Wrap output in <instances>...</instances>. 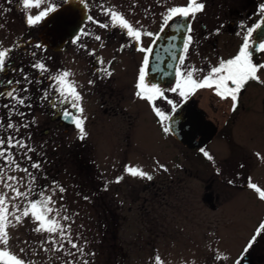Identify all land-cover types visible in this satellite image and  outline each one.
Returning <instances> with one entry per match:
<instances>
[{
  "label": "rangeland",
  "instance_id": "obj_1",
  "mask_svg": "<svg viewBox=\"0 0 264 264\" xmlns=\"http://www.w3.org/2000/svg\"><path fill=\"white\" fill-rule=\"evenodd\" d=\"M66 1L43 0L39 8L25 9L22 0H12L10 4L0 0V24L4 25L0 28V50L13 47L26 34L41 30L43 20L30 26L28 15L39 14L49 4L58 8ZM93 1L94 8L103 5L147 15L188 3V0ZM197 15H204L206 22H210L207 13ZM221 24L227 32L217 36V57L228 53L223 35L235 36L233 28L226 22ZM184 67L187 70L194 65L185 60ZM256 87L250 88L237 112L228 113L227 118L217 115L218 135L198 151L185 148L170 134L161 139L151 125L140 124L138 128V122L133 129L134 134L137 131V139L128 147L118 134L122 123L116 119L102 122L92 102L90 110L99 118L89 123L87 161L59 160L51 167L47 160H39L31 152L32 161L41 164L36 170L31 169V161L24 157L25 149H11L21 168L28 167L36 177L32 180L23 171L6 170L8 175L19 179L15 186L22 192L28 191L26 185L35 190L28 200L39 199L38 191L43 196H52L60 215L71 218L60 223L70 224L72 238L83 252L73 249L67 241L60 251L53 250L52 237L34 232L36 225L31 217L7 229L9 244L0 245V249L6 247L25 264H82L84 260L89 264H154L156 256L163 264H235L238 258L242 264L248 255L250 264H264V230L245 252L264 224V200L248 187L254 183L264 191V88ZM199 93L203 98L200 106L210 113L207 104L211 92L200 90L195 95ZM192 95L194 90L184 98ZM221 108L229 111L228 106ZM127 167L141 169L153 179L133 177L125 171ZM120 177L123 179L117 183ZM60 187L64 189L62 193ZM4 192L12 196L0 183V194ZM8 203L11 212V205L19 204L22 209L27 201L16 199Z\"/></svg>",
  "mask_w": 264,
  "mask_h": 264
},
{
  "label": "flooded vegetation",
  "instance_id": "obj_2",
  "mask_svg": "<svg viewBox=\"0 0 264 264\" xmlns=\"http://www.w3.org/2000/svg\"><path fill=\"white\" fill-rule=\"evenodd\" d=\"M198 2L204 4V10L199 13H207L210 22H206V17L197 15L198 13L193 20L188 18V23L191 24L192 28L191 33H188V35H191L193 40L188 51L186 53L183 51L182 55L188 61V64L194 65V69L203 70L195 72L194 78L200 80L208 74L212 67L219 66L221 59H231L238 53L249 28L255 29L256 24L264 25V17L261 16L260 7L264 5V0H198ZM93 3V0L88 2L86 18L76 33L59 49L48 45L41 39L43 29V24H41L42 28L37 34H26L24 38L17 42V45L8 47L13 48L10 54L11 62L8 63L7 70L0 73V90L27 88V92L21 91L17 94L26 97L25 105L18 106V109L14 112H10L3 106L5 103L14 102L0 98V122L11 119L17 126L28 125L26 128L20 127L19 133L14 130L0 128V137L12 134L16 135L17 139H23L26 144L32 146L35 150L33 152L34 156L39 160H47L51 167L55 166V162H59V160L87 161V145L91 134L89 123L98 119L99 116L102 122L116 119L122 123L118 134L128 147H131L132 142L137 139V131H135V134L133 133L136 122H138V128L140 124L151 125L159 132L161 139H165L170 134L169 131H164L166 127L168 128L170 118L185 103L194 106L188 109L189 112L196 111V107L204 111L207 121L210 124L212 123L219 133L220 123L217 115L229 117L228 113L237 112L242 108L251 87L264 88L262 83L249 81L239 94L235 110L232 108L230 98L222 99L211 88L194 89V95L185 99L179 95V90L177 92L170 91L171 88L176 87L177 76L172 84L153 83L155 81L149 78L151 54L146 69L145 83L149 85L157 84L166 99L157 97L153 102L141 99L135 95L137 91L135 85L138 81L139 69L142 66L145 53L138 51V48L148 47L149 45L154 47L157 40L153 43L155 37L142 35L141 41L137 42L128 37L126 30L118 26L113 27L110 17L104 15L102 8L92 7ZM114 10L119 11L134 28H139L142 32L150 31L159 34V38L164 32H160V27L163 20L162 14H165L166 10L160 11V14L150 12L148 15L137 10H122L120 8ZM89 15L94 20L106 23L109 26L100 28L97 23L87 19ZM199 16L203 18H199ZM223 22H226L229 28H233L235 36L223 35L226 38L225 45L229 48L228 53L220 54V57H217V52L219 53L217 36L227 32V29L221 24ZM85 32L87 35H83ZM97 35L101 37L100 40L94 38ZM78 36L80 39L77 41ZM233 41L236 42L234 47ZM249 43L254 48H258L259 43H264L261 29L253 31ZM37 44L42 47L38 48ZM122 45L125 47L122 48ZM89 51L94 52L95 55H89ZM185 60L183 64L179 62L178 65L181 73L186 72ZM253 60L254 62L264 63V53H254ZM37 62L44 63L49 71L41 74L40 70L33 67ZM14 68H23L24 73L27 74L32 83L23 82L20 85L15 83L8 85L7 80H22V74L19 71L14 72ZM105 69H107V72L104 71ZM63 71L71 73L69 79L75 82L76 90L82 97L80 104L84 109L83 117L86 118L84 128L87 133L84 139L79 138V131L74 124L70 120H65L62 116L65 108L79 115L75 109H71V106L67 104L61 105L59 103L60 98L55 93H53L52 98L56 100V108H53L47 99H42L44 91L49 90L50 85H54V81H51L48 77ZM109 72L111 75H108ZM262 79H264V76H262ZM200 90L211 92L207 104L210 113L200 106L203 99L202 95L200 93L197 96L195 95ZM248 99L247 101H249ZM168 100L176 105L175 110H173L172 104H168ZM90 102L96 105L95 111L99 116L94 117L90 110ZM223 105L228 106L230 112L225 108H221ZM155 108H159L163 116H158ZM21 112L23 116L20 115ZM206 134L204 130H201L199 134L197 133L196 143L205 142ZM259 257L261 258V256ZM248 262L247 264L252 263L249 255Z\"/></svg>",
  "mask_w": 264,
  "mask_h": 264
},
{
  "label": "snow or ice",
  "instance_id": "obj_3",
  "mask_svg": "<svg viewBox=\"0 0 264 264\" xmlns=\"http://www.w3.org/2000/svg\"><path fill=\"white\" fill-rule=\"evenodd\" d=\"M43 0H22V6L25 9H29L32 7L39 8ZM82 4H84L85 8L88 6L87 0H80ZM7 3H12V0H7ZM261 16L264 17V5H261ZM104 15L109 16L112 21L113 27H119L121 29L126 30V35L137 42L141 41L142 35L147 37H155L153 43L159 39V34L145 31L142 32L139 28H134L132 24L119 12L112 8H104L101 6ZM204 10V4L202 2H198V0H188L186 6H176L170 7L167 10L166 14H162L163 20L160 27V32L165 30V27L169 26L170 22L174 20V18L180 17L183 19H195L196 14L202 12ZM56 12L55 4H49V6L44 10L40 11L37 15H28L27 16V24L32 26L40 21L44 20L49 16L50 13ZM2 14V13H0ZM87 19L93 23H97L100 28H107L109 25L106 23H100L93 19L92 16H88ZM4 25L0 24V28H3ZM256 29H261V34L264 36V28H262L261 24H256L255 29L249 28L247 30V34L244 37V42L241 45L238 53L231 59L219 61V66L212 67L207 75H205L202 79L196 80L194 79V72L203 71L202 69L197 70L194 68H189L185 73H181L179 69L176 70L175 75L177 76L176 87L171 88L170 91L177 92L179 90V95L181 97H185L189 91L194 89H203V88H211L214 89L215 94L222 99L230 98L232 101V108L235 110L237 106V101L240 92L244 89L245 85L249 81H256L258 83L264 84V63L254 62L253 55L254 53H264V43H259L258 48L252 47L249 43L250 39H252V33ZM188 33H191L192 28L191 24L187 26ZM83 35H87V33H83ZM96 40H100L101 37L99 35L94 37ZM80 37L78 36L76 40L78 41ZM192 36L187 35V37L183 40V51L186 53L189 49V46L192 43ZM38 48L42 47L41 45H36ZM83 47V45H82ZM125 47L122 45V48ZM13 48H4L0 50V73H3L7 70L8 63L11 62V53ZM138 51L145 53L142 61V66L139 69L138 81L135 85L137 91L135 95L141 99H145L149 102H153L157 97H164V93L161 88L157 84H147L145 83L146 77V69L149 65V56L153 53L152 45L148 47H139ZM89 55H95L94 52L89 51ZM185 57L181 55L179 57L180 64H183ZM101 63H103L101 61ZM34 68L40 70L41 74L48 72L49 70L46 68L44 63L37 62L33 65ZM14 72L19 71L22 74V80L18 79L16 81L7 80L8 85H13L14 83L20 85L23 82L32 83L29 80L27 74L24 73L23 68L13 69ZM104 71L107 72V69ZM159 71V69H156ZM108 75H111L109 72ZM71 73L69 71L60 72L57 75H50L48 78L51 81H54V85L49 86V90L44 91L42 99H47L49 104L56 108V100L53 97V93L58 94L59 103L61 105H70L71 109H75L76 113H73L68 108H65L62 116L65 120H70L71 123L74 124L76 129L79 131V138L84 139L87 135L84 123L85 117H83V107L80 104L82 97L80 93L76 90L75 82L71 81L69 77ZM183 76V78H181ZM91 83V81H90ZM187 90V91H186ZM27 92V88L18 89L11 88L10 90L4 91L0 90V98H4L10 100L14 103H5L4 108L8 109L10 112H14L18 109V106H24L26 102V97L17 95L19 92ZM166 99V97H164ZM168 104L173 105V110H175L176 105L173 104L171 100L167 101ZM156 114L158 116H163V113L159 108H155ZM23 116V113H20ZM20 127H28V125L17 126L9 119L6 122H0V128H5L7 130H14L16 133H19ZM165 132H168L169 129L166 127L164 129ZM16 147H20L25 149L24 157L31 161L30 167L31 169L39 170L41 167L40 162L32 161V157L29 153L34 152L35 150L28 146L24 142L23 139H17L16 135L8 134L3 137H0V183L3 184V187L12 192V196L9 197L7 192L0 194V245L7 246L9 244V232L7 229L11 227H15L16 224H20L23 222L24 218L31 217L33 223L36 225L33 228V231L36 233H47L52 237L50 241L53 244V250L60 251L63 248V244L67 241L68 244L71 245L73 249H77L80 252H83V249L79 247V245L74 242L71 232H70V224L62 225L60 223L61 220L69 221L71 218L68 215H60V209L55 208L53 205L55 201L52 196H43L42 192H37V196L39 199L28 200V196L32 191L30 185H26L28 187V191L22 192L15 185L19 183V179L15 176L8 175L6 170H20L25 172L32 180H35L36 177L29 171L28 167L21 168L20 164L17 161L16 154L11 151V149H15ZM204 155L211 160L212 157L209 156L207 152H204ZM161 167H163L161 165ZM243 167V165H241ZM167 171V169H164ZM125 171L133 177H141L146 178L148 180L153 179L151 175L144 172L141 169L136 167H127ZM120 177L117 179V183H119ZM231 183V181H230ZM249 188L254 189L258 194L261 200H264V191H262L256 184L249 183ZM59 191L62 193L64 189L62 187L59 188ZM23 199L27 201L26 205L21 209L19 204L11 205L13 211H9V200ZM62 199V197H61ZM87 199V197H85ZM19 213V214H17ZM55 213V215H51ZM51 216V218H50ZM15 221V224L13 223ZM261 230H264V224L260 226V229L257 230V233L253 236V239L249 241V244L245 248V252L247 249L252 246L255 242L256 236L260 235ZM59 236V239H56V236ZM48 240H45V243H48ZM59 244L60 247H55V245ZM21 252L24 249L20 250ZM69 255H73V253L69 252ZM219 258V257H217ZM0 264H25L23 259L18 258L16 255H13L7 248L0 249ZM70 264V262H69ZM82 264H89V261L84 260ZM154 264H163L161 258L156 256L154 258ZM235 264H240V258L237 259Z\"/></svg>",
  "mask_w": 264,
  "mask_h": 264
},
{
  "label": "water",
  "instance_id": "obj_4",
  "mask_svg": "<svg viewBox=\"0 0 264 264\" xmlns=\"http://www.w3.org/2000/svg\"><path fill=\"white\" fill-rule=\"evenodd\" d=\"M87 11L80 1L70 0L56 12L49 14L43 22L41 39L50 46L58 49L70 39L86 18ZM188 19L175 18L164 30L153 47L150 66V79L153 83L171 84L179 65V57L183 53V40L187 37ZM264 28V25L262 26ZM262 31V30H261ZM159 69V71H156ZM190 103L182 104L168 123L172 135L187 148L197 151L213 140L218 129L207 121L202 110L189 112L193 108ZM206 131L205 142L198 144L197 133ZM248 257H245L247 260ZM247 264V262H244Z\"/></svg>",
  "mask_w": 264,
  "mask_h": 264
}]
</instances>
